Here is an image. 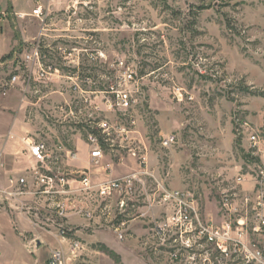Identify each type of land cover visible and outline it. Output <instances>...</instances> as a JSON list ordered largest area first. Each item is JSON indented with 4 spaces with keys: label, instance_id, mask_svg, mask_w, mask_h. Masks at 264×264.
<instances>
[{
    "label": "rangeland",
    "instance_id": "1",
    "mask_svg": "<svg viewBox=\"0 0 264 264\" xmlns=\"http://www.w3.org/2000/svg\"><path fill=\"white\" fill-rule=\"evenodd\" d=\"M39 5L42 18L34 15ZM0 11V65L8 63L0 79L19 77L6 93L0 88L1 145L10 139L26 152L32 142L45 143L50 169L39 168L69 179L89 172L96 182L97 171L106 180L136 175L132 195L106 200L75 182L70 194L58 197L59 210L45 197L21 198L39 207L41 218L61 211L67 222L72 216L92 222L122 253L89 244L68 263L246 264L234 246L225 254L196 240L174 257L178 236L155 230L175 211L161 201L163 188L193 194L204 221L229 219L226 196L237 211L232 220L244 217L258 154L242 123L264 126V0H0ZM35 48L43 70L52 68L47 78L25 60ZM90 136L103 152L98 165ZM171 136L175 143L165 147ZM78 153L86 166H75L83 164ZM2 154L0 147L1 167ZM32 169L0 187L12 176L32 184ZM239 175L246 177L243 185L236 184ZM74 234L60 249L69 257L72 240L83 244ZM12 245L26 262L35 261L21 242ZM9 256L2 250L0 261Z\"/></svg>",
    "mask_w": 264,
    "mask_h": 264
},
{
    "label": "built area",
    "instance_id": "2",
    "mask_svg": "<svg viewBox=\"0 0 264 264\" xmlns=\"http://www.w3.org/2000/svg\"><path fill=\"white\" fill-rule=\"evenodd\" d=\"M34 15L37 18H42L44 16L43 7L39 5L34 10ZM4 17L5 14L0 11V20ZM25 60L33 65L34 68L35 65L38 66L42 73V78H47L46 75L52 72L51 67L47 68L48 72L45 69V71L43 70L41 63L42 57L38 48L33 49L25 57ZM7 66V62L0 65L1 68ZM130 77L132 76L130 75ZM18 81V75H10L6 79H0V88L6 93ZM120 102L122 105L128 106V95L121 94ZM242 124L243 128L248 130L247 137L251 145V150L253 153L258 154V162L254 171L255 176H252L253 190L243 197L246 205L244 217L236 221L232 220V216L237 211L232 204L233 201L226 196L222 201V209L229 219H226L221 224H217L214 221H204L201 218L199 207L193 194L187 191H170L162 187L161 201L165 204L174 205L175 211L168 216L165 223L157 225L155 231L158 235L173 232L178 236L181 249L175 252L174 257H177L182 249H192L194 246L193 240H196L214 245L219 251L225 254L229 250L228 245L234 246L236 253H242L246 264H264V126L254 128L248 121H244ZM90 143L94 147V151L91 154L92 163L98 165L103 158V152L100 149L98 138L90 136ZM174 143L175 137L171 136L167 137L163 144L165 147H171ZM29 146L32 157L42 167L48 158L46 144L32 142ZM72 156L75 157L74 154ZM30 175L33 180L32 184L27 178H16L12 176L9 181V186L6 189L0 187V208L5 205H10V207L12 205L18 211L34 219L33 221L40 226L42 224L44 226L46 225L41 218V209L39 207L29 206L27 203L21 201L23 196L32 194L34 196L45 197L44 199L52 203L51 206L59 210L62 207V203L58 197H64L70 194L73 190L72 185L75 182L80 183V191L88 195L95 194L99 198L106 200L113 193L132 195L134 193V182L136 179V175H130L121 179H111L96 183L89 172L79 173L78 179H69L63 175L43 173L39 167L30 170ZM245 180L246 177L244 175H239L236 179V184L243 185ZM65 219V215L61 211H59L57 217L48 219V224L52 225L50 228L56 230L57 235L62 239H67L71 231ZM250 236L254 237L255 243L250 242ZM119 237L123 239L122 234ZM70 244L71 257L63 250L58 249L52 252L48 264H67L70 260L77 257L78 253L83 249V244L78 240H72Z\"/></svg>",
    "mask_w": 264,
    "mask_h": 264
},
{
    "label": "crops",
    "instance_id": "3",
    "mask_svg": "<svg viewBox=\"0 0 264 264\" xmlns=\"http://www.w3.org/2000/svg\"><path fill=\"white\" fill-rule=\"evenodd\" d=\"M12 8H14V11L16 12L17 7L14 1H12ZM19 138L20 137H15L14 139L19 140ZM0 147L3 149L1 158L4 159L2 167L0 166L1 186L7 185V180L10 175L14 174V176H16L17 173L22 172L27 167H39V164L30 153V147L29 149H26V152L21 151L18 147H16V144L11 142L10 139L7 140L6 144L2 143L1 145L0 142ZM48 154L49 152H47V156L49 158ZM78 157L79 161L83 164H75V166H86L87 161L83 158V155L78 153ZM69 164H72L71 161ZM42 167L50 169L47 161L44 165H42ZM96 176V183H100L107 178L104 173H99L98 171ZM0 210V255L2 250L10 254L8 259L0 261V264H39V261H37V255H40L41 250L43 252L41 256L43 262L42 264H48L53 251L67 247L66 240L59 237L56 230L53 228L52 230L50 228L52 225L48 224L49 217L45 215L43 216V223L46 224V227H41L40 225H37L33 219L18 211L12 205L11 207L10 205H5L3 209ZM67 224L70 226L71 230H75L74 235L83 241L84 251L88 249L89 244L99 243L105 245L111 250H114L119 255H122L120 247H118L117 244L110 238V235L106 234L104 231H98L97 227H95V224L92 222L83 220L80 217L72 216L68 220ZM17 242L22 243L23 249L26 250L29 255L34 256L35 261L30 258L26 262V259H22L19 253H16L19 249L15 245H12V243ZM72 264H81L80 259L74 260Z\"/></svg>",
    "mask_w": 264,
    "mask_h": 264
},
{
    "label": "trees",
    "instance_id": "4",
    "mask_svg": "<svg viewBox=\"0 0 264 264\" xmlns=\"http://www.w3.org/2000/svg\"><path fill=\"white\" fill-rule=\"evenodd\" d=\"M10 8H11V7H10ZM11 9H12V8H11ZM108 252H109V250H108ZM110 254H112V255H113L114 253L110 252Z\"/></svg>",
    "mask_w": 264,
    "mask_h": 264
}]
</instances>
